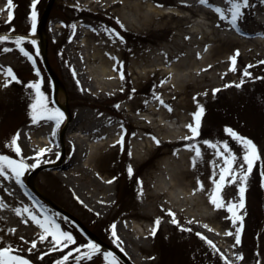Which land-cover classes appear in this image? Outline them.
<instances>
[{
    "label": "rangeland",
    "instance_id": "374dc122",
    "mask_svg": "<svg viewBox=\"0 0 264 264\" xmlns=\"http://www.w3.org/2000/svg\"><path fill=\"white\" fill-rule=\"evenodd\" d=\"M133 2L140 3V6L148 3L160 8L168 5L176 10L174 13L172 11L163 15L150 11L148 21L137 16L141 10H136L134 17H137V21L134 20V25L128 27L119 17L118 5L107 7L103 1L53 0L44 21L43 35L46 39V57L63 88L65 105L56 96L64 108L60 109L52 100V82L42 61L37 36V27L47 0H37V23L34 33L31 32L30 16L32 0H13L15 7L12 9L14 16L11 21H8V9L5 8L7 0H1L3 10L0 14V34L13 37L29 36L30 39L22 43L32 54V59L20 51L14 39L0 41V154L12 156L14 159L23 157L29 164L40 159L38 165L45 166L34 173L31 181L29 173L33 168L26 169L21 177L23 184L16 180L11 169L6 168L8 175L0 173V205H3L0 207V228L7 230H0V247L11 244L12 249L22 251L13 252L15 255L25 256L32 264H55L66 253L71 255L65 264H109L111 258L105 260L103 256V252L109 249L98 241L96 242L101 245L102 251L94 253L91 258L79 255V252L86 249L71 252L74 246L78 247L80 244H87L88 240H93L81 231L70 217L72 215L103 241L118 249L129 264H226L220 252L233 264H264V0H248L235 26L230 20L223 19L214 7L219 6L226 15H230V0H207L206 3L197 0V3L211 8V12H204L206 16L203 18L217 26L211 28L208 34L218 37V40L201 44L196 40L197 34L201 30L207 34L210 27L207 22L201 23V10L192 8L194 4L177 0ZM180 12L189 14L182 16ZM194 19H200L201 22L194 23ZM255 19H259V22L256 23ZM197 23L202 24V29H198V33L194 34L189 29L197 27ZM84 24L95 36L106 32L118 40L121 59L118 67V87L111 86L98 91L93 87L94 81L85 76L80 54L83 49L79 45V38L83 35L77 31L79 26ZM112 29H115L119 36L112 32ZM228 37L234 39L225 41ZM32 39L36 40V44L31 43ZM75 39L78 40V45L69 47ZM220 43L226 45V49L218 51L215 44ZM211 45L213 50L209 66H203L200 61ZM237 49L240 56L236 58L235 66L233 67L231 62L227 67L225 61L220 59L219 52L224 51V56L227 52L232 53ZM164 50L171 52L169 60L166 59ZM160 57L164 61H161ZM130 58L132 69L147 68L152 71L146 79L141 80L147 92L141 95L146 103L157 104V108L161 106L157 92L162 91L161 88H164V91L171 89L163 87L166 76L161 80L159 73L154 72L157 64L162 65L163 69H177V63L183 60L186 63V67L181 69L184 74L180 72L181 91L171 102L162 106L163 122L177 128L173 131L165 128L161 132L164 133V138L173 139L176 133H182L188 138L180 143H156L151 136L143 135L139 140L146 145L147 150L142 153L143 158L140 160L135 156L136 121L140 116L157 115L147 113L143 107L137 108L130 120L128 117L122 118L119 114V108L128 98L130 78L135 75L128 69ZM189 59L196 61V64H191ZM9 66L18 76V79L11 83H8L11 77L6 74ZM35 69H39V72ZM246 70L251 75H247ZM121 71L124 73L123 78ZM197 71L200 73L197 74ZM201 73H205L207 77L203 78ZM30 80L41 82L40 89L45 94L49 108H59L64 113L59 127L53 118L54 113L41 112L34 119L30 105L36 92L28 84ZM241 80L243 83H240ZM197 86L203 87V90H199ZM213 89L218 91L214 92ZM192 96L196 100L193 106L196 111L199 110L200 104L205 107L199 135L195 137L187 127V116H179L172 111L180 98ZM79 110H83L82 120H77L73 127H69V117L66 119V113H72L73 116ZM164 112H167L166 119ZM104 115L118 124L119 134L114 150L100 149L90 159L87 153L89 150H84L85 158L81 159L80 163V168H83L77 178L68 173H59L58 168L51 162L62 154L67 157L71 155L73 142L69 134L79 136L88 144L96 142L98 139H89L84 129L94 126L93 123L101 125L103 122H100V118ZM192 124L195 125V120ZM120 125H123V128ZM226 127L234 128L257 145L260 156L254 161L246 182L240 179L242 171L247 170L244 146L225 131ZM27 129V136H24ZM16 133H19L17 143L22 149L20 153L10 145ZM137 133H141L140 130ZM173 134L175 135L172 136ZM206 139H211L217 144L227 141L236 153V163L233 165L236 179L226 177L228 182L220 192L221 202L225 206L220 208L203 202L201 205H194L193 201L199 194H207L210 197L214 182L219 179L220 167L224 163L223 157L215 154L216 149L203 143ZM187 144L192 147H184ZM196 145L200 146L202 156L197 158L193 166V156L186 158L184 155L192 152L195 155ZM41 148L46 151L38 157L36 153L40 152ZM220 150L225 151L222 144ZM87 159L88 162L85 161ZM173 161L178 162L180 169L186 170V184L180 181L175 188L182 198H173L168 189L171 181L166 169L171 167L170 163ZM160 163L165 167L163 174L158 168ZM129 164L133 169L131 175L128 172ZM74 165L77 166L75 163ZM194 177L195 183L192 182ZM69 178L75 180L71 181ZM187 180L190 184H187ZM198 181L203 183V188ZM14 182L24 188L20 199L17 200H14L11 194ZM242 183H246L243 197L245 205L237 214L243 219L234 223L233 215L226 205L232 203L238 208ZM19 205L21 214L10 220L9 214H14ZM25 207L38 218L54 217L63 230L73 233L76 237L75 243L69 244L65 249L56 245L50 234L47 239H40L43 230L31 220L28 212L24 211ZM167 209H172L179 224L172 222V214ZM157 217L161 218L158 226L155 223ZM130 222L133 226H130ZM180 224L185 227L181 229ZM113 225L116 236L119 237L118 242L112 235ZM154 227L156 232L153 235ZM26 228L30 230L26 232ZM238 229L241 232L239 244L235 240ZM198 233L207 236L216 247L209 245ZM34 239L37 241L36 245L30 243ZM233 253H242L243 258H237ZM115 256L118 257L116 254ZM118 259L119 264H127L119 257Z\"/></svg>",
    "mask_w": 264,
    "mask_h": 264
},
{
    "label": "bare ground",
    "instance_id": "6f19581e",
    "mask_svg": "<svg viewBox=\"0 0 264 264\" xmlns=\"http://www.w3.org/2000/svg\"><path fill=\"white\" fill-rule=\"evenodd\" d=\"M88 1L89 2H99V1L102 2L103 1L104 6H107V7L118 5L117 9H118L119 17L128 27H132L134 25L133 23L134 20L137 21V17L136 16L134 17V14H136L135 12H137L136 10L138 11L141 10L140 11L141 13L140 12H139L140 14L137 13L138 14L137 16L142 17L147 21L150 18V13H149L150 11H153V13H156L158 15H163L164 13H168L172 11L174 13V11L176 10L173 6H168V5H165L162 8H160V6H154L148 3L144 4V6H140V3L133 2V0H88ZM177 1L186 2L188 4H194L195 6H193L192 8L201 10V13L199 14V18H201L203 22H201L200 19H197V20L194 19L193 20L194 23L201 22L204 24L205 22H207L209 24L210 29L209 31H207V34H204V30L203 31L201 30V32L198 33L197 30L200 29L202 26V24L200 25L199 23H197V27L195 26L194 28L189 29L194 34L198 33L197 34L198 39H196L198 43L201 44L204 42H215L216 40H218V37H214L208 34V32H211V28H214L217 26H215V24L212 23L210 20L203 18L206 16L204 12H211V8L209 6L197 3V0H177ZM2 4L3 3H1V0H0V10H3ZM1 12L2 11H0V14ZM180 14L184 16V15H188L189 13L180 12ZM255 22L258 23L259 19L258 20L255 19ZM77 31L80 33V35H83L81 36V38H79L80 43L78 42V40L75 39L72 41V45H69V47L76 46L78 45V43L79 45H81L83 50L82 52L80 51L79 52L81 54V63L85 68L84 74L85 76L90 77L94 81L95 84L93 85V87L97 89L98 91L106 90L110 88L111 86L118 87L120 84L118 67L121 62V59L119 57L120 44L118 40L113 35L107 34L106 32L104 34L102 33L96 34L95 36L87 28L86 24L80 25ZM228 38L229 39H226L225 41L227 40L232 41L234 39L232 37H228ZM212 45L209 47L208 53L200 61L203 66H209L208 63L210 62L211 57H212V50H213ZM215 45H216L215 48H218L217 49L218 51H221L222 49H226V45L222 43L215 44ZM223 53L224 51L219 52V55L221 57L220 59L225 61V63L227 64V67H229L232 62V60L230 59L231 56L236 55V58L240 56L239 53H237V51H233L232 53L227 52L224 56H223ZM164 54L166 56V59L168 60L172 56L169 50L168 51L164 50ZM160 60L164 61L162 57H160ZM131 62H132V59L130 58V61L128 63L130 66H128V69L131 70L135 75H133L132 78H130L128 98L125 101V103H123V105L119 108V114L121 115L122 118L128 117L130 120V118L132 117V113H134V111L137 108L143 107L145 110H147V113L149 112V113L157 115L156 116L157 118L155 116H150V115L140 116L138 117L136 121L135 128L137 130L135 132L136 134L135 137H137V141H136L137 143L135 144V148H136L135 156L137 159L140 160L143 158L142 153L147 150L146 145H144V143L141 140H139V138L142 137L143 135H146V136L149 135L152 138L155 137L160 141V143L164 141L168 143H180L184 139L188 138V136L183 135L182 133H176V136H174L175 134H173L172 136L175 137L173 139L164 138V133L161 132L165 128L172 130V131L175 128H177L174 125H166L163 122L162 120L163 117L161 116L163 114L162 106L164 104H168V102H171V100H173V98L181 91V84L179 83V80L181 78V73L184 74V72H181V69L183 70L186 67L185 66L186 63H184V60L180 61L179 63H177V66H176L177 69L176 68L163 69L162 65L157 64L154 72L156 71L159 73V79L162 80L163 76L164 75L166 76L163 87H166V88L171 87L170 90L164 91V88H161L162 91L157 92V94H159V97H157L158 103L161 104V106L159 105V108H157L158 106L157 104L150 105L149 103H146L144 101L145 100L144 97L141 95L143 93H147L145 87L141 84V80L146 79L152 73V71L147 68L134 70L132 69L133 66ZM189 62H191V64H196V61L194 60H190ZM77 63H78V59H77ZM180 66H183V68H179ZM195 71L196 70L194 69L193 72ZM187 72L189 73V71ZM196 73L198 74L200 73V71H197ZM200 75L203 78L207 77L205 73H201ZM197 88L199 90H203V87L197 86ZM56 96L58 100L63 105H65L64 100H63V88L60 86V84L58 85ZM160 99H163L164 101L163 104L160 103ZM195 102L196 100L194 96H192L191 98H186V97L180 98L176 104V108H173L172 111L174 114L179 115V116L186 115L187 122H188L187 124L192 123L195 120V117L193 116V113L196 112V110L193 108ZM82 111L83 110L76 111L77 113L75 112L73 116H72V113H69V114L66 113V119L69 117V120H67V124L69 122L68 124L69 127H73V125L76 123L77 120L78 122L82 120L83 115H84ZM165 113L167 112H164V118L166 119ZM107 117L108 116L104 115L100 118V122H103L101 125H98L99 123H93L94 126L86 127L84 129L89 139H94V140L98 139L97 141L95 140L96 142L92 141L91 144H88L79 136L74 135L72 133L69 134V137L71 138L73 142V150L71 151V155L67 157L66 154H62L60 157L54 159V161L51 162L53 165H55L58 168L59 173H68V175H71L73 178H77L78 175L81 174L82 172L81 168L83 167L80 168L81 166L80 163H81V159L83 160V158H85L84 156H85L86 151L89 150L87 153H88V159H90L94 157L96 152L100 149L113 148L114 150L115 145L117 144V136L119 134V132L117 131L118 124H115L112 119L107 118ZM28 129L26 130V133H24V136H27ZM139 130L141 133H137V131L139 132ZM84 150L86 151L84 152ZM190 155L194 156V153L192 152L190 154H185L184 156L187 158V157H190ZM88 159L85 161L88 162ZM189 161H190V158H189ZM74 163L77 164V166L74 165ZM170 165L171 167L166 169L168 171L169 178L171 181V182L168 181L169 182L168 189H169V193L172 194L171 196L173 198H177V197H180L181 194L175 189L176 184L179 183L180 181L184 183V180H186L184 177V174H186V170L184 171L180 169V165L178 164L177 161H173L172 163H170ZM158 168L160 172L163 174L165 171L164 165L160 163V166H158ZM69 180L73 181L75 179L69 178ZM192 182L193 183L196 182L195 177H194V181ZM187 184H190L188 180H187ZM11 187L13 188L12 193H11L12 198L14 200L15 199L17 200L18 198L20 199V193L22 191L24 192L23 186H19L15 184L14 182V184ZM83 193L85 194L84 190H83ZM81 194L82 192H80V195ZM147 195H149V193H147ZM78 197L81 198L80 196ZM193 201H194V205H201L202 202L208 205L213 204L211 202L210 197L207 194L206 195L199 194L193 199ZM17 208L19 209V211L14 210L15 212L14 214H9L10 220L14 219L15 217L17 218L19 214H21L22 212L21 206L19 205V207ZM30 218L31 220H33L32 217ZM21 220H25V219L21 218ZM25 221L28 222L27 220ZM130 226H133V223L130 222ZM2 229H3V232L4 231L7 232V230L4 227L0 228V230ZM27 230H30V229L26 228L25 231L27 232ZM13 252L18 253L22 251L20 249H16V250L13 249Z\"/></svg>",
    "mask_w": 264,
    "mask_h": 264
},
{
    "label": "snow or ice",
    "instance_id": "6c2138e0",
    "mask_svg": "<svg viewBox=\"0 0 264 264\" xmlns=\"http://www.w3.org/2000/svg\"><path fill=\"white\" fill-rule=\"evenodd\" d=\"M201 2L206 3L207 0H201ZM36 3L37 0H32V11L30 13L31 16V32L36 31V23H37V10H36ZM248 3V0H230L231 8H230V15H226L224 11L219 8V6H214L215 10L219 13V15L225 19L230 20L232 25H237V21L239 17L241 16V10ZM15 7V4L13 3V0H7V3L5 5V8L8 9L7 12V18L8 21H11L13 19L14 13L12 9ZM2 11V10H0ZM73 28H75V25H73ZM112 32H115L116 35L119 36V33L116 32L115 29L111 30ZM10 39H14L16 46L20 49L21 52H23L29 59H32V54L23 46V41L29 40L30 37L27 35H15L9 36L7 34H0V41H8ZM123 39V37H121ZM32 44H36V40H31ZM237 53L239 50H236ZM233 62V67L235 66L236 62V55L231 56L230 58ZM35 71L39 72V69H35ZM6 74L11 77V79L8 81V83H11L13 80H17L18 76L13 71V69L9 66L6 69ZM247 75H251L250 72H247ZM121 78H123V71L120 73ZM40 81L39 80H30L28 81V84L35 89L36 95L35 99L33 100V103L30 105V108L32 109V115L34 119L40 115L41 112L45 114H52L54 113V119L56 122V126L58 127L61 123V120L64 117V113L59 108H49L47 104V100L45 98V94L40 89ZM235 83V82H232ZM240 83H243V80L240 81ZM224 87H227V85H224ZM213 91H218V89H213ZM157 97H159V94H157ZM160 103H164L163 99H160ZM119 107V105H117ZM170 107V106H169ZM205 112V107L203 104H200L199 110L193 113V116L195 117V125L192 123H189L187 127L191 130V135L193 137L199 135L200 125H201V117ZM121 128H123V125H120ZM55 127L53 128V134H55ZM225 131L230 133L237 141H239L244 146V159L247 162V170L242 171L240 179L243 181H247L249 174L252 171V166L255 160L259 159V151L257 148L256 143L250 139L247 136L242 135L240 132L236 131L232 127H226ZM19 137V133H16L11 141L10 145L15 147V151L17 153H20L22 151L19 143H17ZM153 139L156 140V143H160V141L153 137ZM123 140V135H121V141ZM205 145H209L213 149H216V155L223 157L224 163L220 167L219 171V179L214 182V189L210 194L211 202L217 207H224L225 205L221 202V196L220 192L224 184L228 181H226L227 176H231L233 180L236 179L235 171L233 170V165L236 163V153L233 152L232 148L229 146L227 141H221L220 144H222L223 149L225 151L220 150V144L214 143L211 139H206L203 141ZM184 147L191 148V144L184 145ZM46 151L45 148H41L40 152L36 153L38 157H41V154ZM202 156V151L199 145H196L195 147V155L192 157L193 160V166H195L197 158H200ZM40 159H37L35 163H26L24 158L21 157L20 159H14L12 156L0 154V173L4 175H8L7 169H11L12 173L15 174L16 180L23 184V180L21 177L24 175V172L26 169H32L36 168L37 165L40 163ZM128 172L131 175L133 172L132 166L128 165ZM115 178V177H114ZM198 183H200L198 181ZM200 187L203 188V183H200ZM246 183L240 184V197L238 208L235 204L229 203L226 206L228 207V210L233 215V222L235 223L236 220H242L243 217L238 215V210L244 208L245 201L243 199L244 193H245ZM3 205H0L2 207ZM19 211V209H17ZM24 211L28 212V214L32 217V219L40 226V228L43 230L40 234V239H47L49 234L51 235V238L53 241H55L56 245H59L60 248H67L69 244H74L76 237L73 235L71 231L63 230L59 223L55 220L52 216H44L43 218H38L34 213L30 212L27 207H25ZM168 212L172 214L173 223L179 224V221L175 218V213L172 211V209H167ZM160 217L156 218V226L160 223ZM181 229H183L185 226L183 224L179 225ZM243 225L241 224V228ZM156 232V227L153 228L152 234L154 235ZM113 237H115L116 241H119V237L116 236L115 232V225H113ZM198 235L202 236V238L211 246L216 247L214 242L210 240L207 236H204L203 233H198ZM23 239V237H22ZM235 240L236 243L239 244L241 242V232L240 229H238L235 233ZM32 245H36L37 241L34 239L30 241ZM80 249H86L83 252H79ZM32 249H29L31 251ZM52 250V249H50ZM101 245L98 244L95 240H88L87 244H80L78 247L74 246L71 249V252H79V255L85 258H91L94 253L101 252ZM217 251L220 252V250L217 248ZM43 255V253L41 254ZM71 253H66L62 255L55 264H65V261L70 259ZM221 257L225 260L226 264H233L231 260L228 259L227 256L223 254V252H220ZM233 255L237 256V258L242 259L243 254L242 253H233ZM103 256L105 260H109V264H119L118 257L115 256L113 252L104 251ZM0 264H32V261L25 256L22 255H15L13 253L12 245L9 244L6 247H0Z\"/></svg>",
    "mask_w": 264,
    "mask_h": 264
},
{
    "label": "water",
    "instance_id": "95a60500",
    "mask_svg": "<svg viewBox=\"0 0 264 264\" xmlns=\"http://www.w3.org/2000/svg\"><path fill=\"white\" fill-rule=\"evenodd\" d=\"M53 0H48L47 1V4L46 6L44 7V10L42 12V15H41V18H40V22H39V25H38V38H39V46H40V50H41V54H42V59H43V62H44V65H45V68L49 74V77L52 81V84H53V89H52V99L54 101V103L61 109H64L62 107V105L57 101L56 99V91H57V88H58V85H59V81H58V78L56 77V75L54 74L50 64H49V61L46 57V41L44 39V36H43V33H42V29H43V25H44V21H45V18L48 14V11L50 9V6L52 4ZM45 165L42 164V165H38L36 168L32 169L30 171V174H29V181H31L32 179V176L34 175L35 172H37L38 170H40L42 167H44ZM70 215V214H69ZM71 218L74 219V221L81 227V229L86 233L88 234L89 236L93 237L94 239L98 240V241H101L99 240V238L88 228L86 227V225H84L82 222H80L77 218H75L74 216L70 215ZM112 251H114L117 255H119L120 257H122L124 259V257L122 256V254L116 250L114 247H112L111 245L109 244H106Z\"/></svg>",
    "mask_w": 264,
    "mask_h": 264
}]
</instances>
